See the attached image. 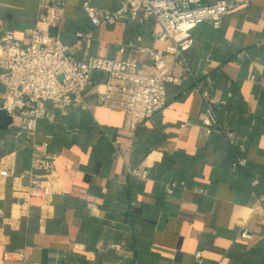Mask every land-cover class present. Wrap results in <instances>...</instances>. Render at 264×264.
I'll list each match as a JSON object with an SVG mask.
<instances>
[{
    "label": "crops",
    "instance_id": "obj_1",
    "mask_svg": "<svg viewBox=\"0 0 264 264\" xmlns=\"http://www.w3.org/2000/svg\"><path fill=\"white\" fill-rule=\"evenodd\" d=\"M121 1L66 0L50 34L79 60L149 66L136 49L169 43L155 41L154 18L94 27L85 8L112 11ZM44 2L0 0L6 31L27 42ZM81 31L88 44L77 41ZM192 37L188 68L173 66L180 83L166 84L165 108L132 136L124 111L100 105L93 90L86 109L67 114L47 102L32 136L23 116L0 114V169L10 172L0 176V264H196L197 251L206 264H264V0H248L218 30L199 24ZM105 78L92 73L95 84ZM5 95L0 82V113ZM204 95L232 147L223 132L204 133ZM34 145L56 155L51 173L32 170ZM34 179L50 185L49 199L30 196ZM245 226L250 240L240 236Z\"/></svg>",
    "mask_w": 264,
    "mask_h": 264
},
{
    "label": "built area",
    "instance_id": "obj_2",
    "mask_svg": "<svg viewBox=\"0 0 264 264\" xmlns=\"http://www.w3.org/2000/svg\"><path fill=\"white\" fill-rule=\"evenodd\" d=\"M66 0H45L41 5L34 27L29 30V40L21 43L6 31L0 20V82L5 86L4 109L11 117L23 116L25 128L33 135L46 114L45 104L52 103L62 114L87 108L86 94L94 91L100 105L124 111L123 130L134 135L139 125L162 111L166 106V84L180 83L173 75V66L188 68L187 53L193 45L192 30L201 23H208L218 30L223 19L241 9L248 0H122L119 8L112 11L97 10L85 5L94 27L113 25L121 20L154 18L161 26L155 41L169 43L164 49L140 46L139 55L151 60L142 67L136 59L117 60L90 56L79 60L69 52L70 47L50 34V28L62 23ZM90 42L85 31L77 33V41ZM137 41L141 37H136ZM134 47V44H130ZM105 75L99 83L92 81V73ZM200 89L201 85L197 84ZM206 113L203 118L204 133L223 132L232 147L233 133L221 127L216 108L207 95ZM242 150L243 147H240ZM236 164L245 167V158L236 152ZM56 155L43 147L34 145L32 170L43 169L51 173ZM136 174L145 175L137 171ZM10 172L0 169V176ZM35 178V177H34ZM256 189L259 179L250 178ZM34 199L47 200L52 190L47 182L34 179L29 190ZM258 204L264 211V194L259 195ZM240 236L250 240L252 233L245 226ZM196 264H206L202 251L195 253Z\"/></svg>",
    "mask_w": 264,
    "mask_h": 264
},
{
    "label": "water",
    "instance_id": "obj_3",
    "mask_svg": "<svg viewBox=\"0 0 264 264\" xmlns=\"http://www.w3.org/2000/svg\"><path fill=\"white\" fill-rule=\"evenodd\" d=\"M0 114H1L3 117H5V116L7 115L6 111H2ZM5 122H6V123L10 122V118L7 117L6 120H5Z\"/></svg>",
    "mask_w": 264,
    "mask_h": 264
}]
</instances>
